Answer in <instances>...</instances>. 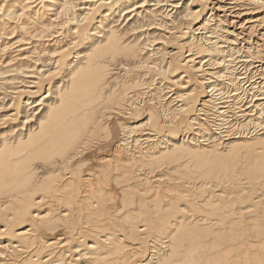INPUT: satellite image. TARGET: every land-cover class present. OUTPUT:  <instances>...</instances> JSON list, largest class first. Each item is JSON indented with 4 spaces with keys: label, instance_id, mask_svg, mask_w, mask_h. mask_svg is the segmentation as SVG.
<instances>
[{
    "label": "bare ground",
    "instance_id": "1",
    "mask_svg": "<svg viewBox=\"0 0 264 264\" xmlns=\"http://www.w3.org/2000/svg\"><path fill=\"white\" fill-rule=\"evenodd\" d=\"M0 264H264V0H0Z\"/></svg>",
    "mask_w": 264,
    "mask_h": 264
}]
</instances>
